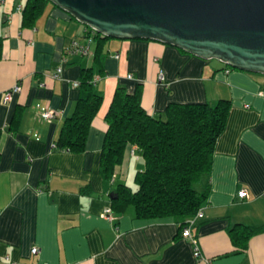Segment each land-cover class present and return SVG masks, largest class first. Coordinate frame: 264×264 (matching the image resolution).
Listing matches in <instances>:
<instances>
[{"label": "crops", "instance_id": "1", "mask_svg": "<svg viewBox=\"0 0 264 264\" xmlns=\"http://www.w3.org/2000/svg\"><path fill=\"white\" fill-rule=\"evenodd\" d=\"M25 1L0 0V264H264V73L153 39L108 37L96 56L95 40L85 55L65 52L71 38L84 41L86 25L50 1L33 24L20 25ZM85 68L90 80L96 77L100 105L84 148H58L54 140L82 90ZM16 82L19 90L4 101ZM135 84L140 105L153 115L169 101H229L199 183L207 191L190 225L207 262L192 254L172 216L138 217L129 205L113 210L112 219L102 215L115 184L134 188L131 173L143 166L134 144L124 149L113 178L99 166L114 87L131 91ZM45 107L54 109L51 119L33 115ZM241 188L245 197L237 195ZM236 223L256 228L243 247L229 236Z\"/></svg>", "mask_w": 264, "mask_h": 264}, {"label": "trees", "instance_id": "2", "mask_svg": "<svg viewBox=\"0 0 264 264\" xmlns=\"http://www.w3.org/2000/svg\"><path fill=\"white\" fill-rule=\"evenodd\" d=\"M46 1L49 0H26L20 25L33 24ZM85 33L95 40L96 56L101 41L109 36L88 26ZM81 70L78 84L82 90L54 140L56 147L72 151L84 148L90 120L102 98L94 90L89 69ZM139 97L138 84L131 91L116 85L103 115L106 128L99 150L103 176L113 178L124 149L130 144L136 146L143 161V166L134 172V188L125 182L115 184L110 208L112 212L120 211L129 205L138 217L172 216L181 228L204 200L207 187L197 190L194 185L209 172L214 141L224 127L229 101H169L162 112L153 115L142 108ZM234 226L230 239L243 247L256 228L243 223Z\"/></svg>", "mask_w": 264, "mask_h": 264}, {"label": "water", "instance_id": "3", "mask_svg": "<svg viewBox=\"0 0 264 264\" xmlns=\"http://www.w3.org/2000/svg\"><path fill=\"white\" fill-rule=\"evenodd\" d=\"M89 28L264 73V0H49Z\"/></svg>", "mask_w": 264, "mask_h": 264}, {"label": "built area", "instance_id": "4", "mask_svg": "<svg viewBox=\"0 0 264 264\" xmlns=\"http://www.w3.org/2000/svg\"><path fill=\"white\" fill-rule=\"evenodd\" d=\"M91 29V28H90ZM93 30V29H92ZM91 38L90 36L86 35L85 39L83 42H78L75 38H71L66 47H65V52H69V53H80L82 55H85L89 52L90 48H89V44H90ZM118 54L115 53L114 56H117ZM60 71V66L56 67L55 71L53 72V76H57L58 72ZM129 76V75H128ZM159 79H162L163 75H162V71L159 69L158 74H157ZM96 77H93L92 80H95ZM75 84V83H74ZM20 88L19 84L16 82L13 85H11V87L9 89H7L4 94H3V99L4 101H7L11 98V94L15 91H18ZM33 115L41 118L42 120H49L53 117L54 115V109L51 107H45V108H37L33 111ZM67 150V148H65ZM237 195L238 197H245L247 195L246 190L241 188L237 191ZM199 212V209H197V211L195 212V214H197ZM194 214V215H195ZM102 215L107 218V219H112L114 218L113 213L111 211L110 206H105L102 209ZM193 215V216H194ZM193 216L185 219L184 224L181 227L180 230V235L182 237H186L189 239L191 246H192V254L198 258L203 260L204 262L208 261L207 257H204L200 251L199 248L197 246L196 243V238L191 235L190 233V225L193 222ZM37 250V248L35 246H32L30 248V252L31 253H35Z\"/></svg>", "mask_w": 264, "mask_h": 264}, {"label": "rangeland", "instance_id": "5", "mask_svg": "<svg viewBox=\"0 0 264 264\" xmlns=\"http://www.w3.org/2000/svg\"><path fill=\"white\" fill-rule=\"evenodd\" d=\"M134 172H135V171H133V172L131 173V177H133ZM129 177H130V175H129ZM199 183H200V182H197V183H195V185H194V187H195L197 190H199V188H200V187H199V186H200ZM189 217H191V216H188L187 218H189ZM187 218H186V219H187Z\"/></svg>", "mask_w": 264, "mask_h": 264}]
</instances>
